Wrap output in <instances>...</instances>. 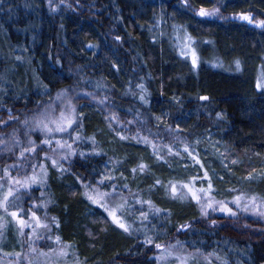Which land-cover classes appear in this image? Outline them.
<instances>
[{
  "label": "trees",
  "instance_id": "trees-1",
  "mask_svg": "<svg viewBox=\"0 0 264 264\" xmlns=\"http://www.w3.org/2000/svg\"><path fill=\"white\" fill-rule=\"evenodd\" d=\"M201 7L219 8L225 18L202 19L196 14ZM241 14H250L254 22L240 19ZM260 20L264 0H0V134L9 127L20 134L63 92H91L107 102L103 110L77 96L81 126L74 124L76 130L68 133L72 142L77 133L81 136L73 142L76 155L63 165L67 171L46 166V183L31 187L30 201L46 204L41 217L49 228L40 249H66L58 264H155L151 248L176 237L189 251L215 255L226 264H264V236L202 220L191 196L182 197L178 186L173 197L166 187L169 181H188L171 180L166 170L194 161L184 152L185 143L199 157V143L209 137L226 144L240 176L264 164V89L257 87L258 80L264 82ZM10 120L7 129L1 128ZM143 137L163 159L157 160L150 144L137 142ZM33 157L40 172V157ZM140 163L148 168L134 178L131 170ZM109 165L116 179L98 185ZM157 179L163 186L153 187ZM82 184L107 192L115 184L114 197L129 195L122 216L131 231L112 221L105 228L93 224L100 209L85 197ZM195 184L203 187L198 180ZM233 188L232 195L242 193ZM246 189L250 196L262 195L260 186ZM138 199L161 211L151 212ZM141 210L148 213L143 222ZM149 237L153 244L145 242Z\"/></svg>",
  "mask_w": 264,
  "mask_h": 264
},
{
  "label": "rangeland",
  "instance_id": "rangeland-1",
  "mask_svg": "<svg viewBox=\"0 0 264 264\" xmlns=\"http://www.w3.org/2000/svg\"><path fill=\"white\" fill-rule=\"evenodd\" d=\"M212 9L213 8L206 10L210 11ZM199 17L206 20H222L225 18L220 13V11L215 15ZM65 94L66 95H64L61 99H57V95L50 103L45 105L44 108L33 117L34 119H31V122L20 130V134H17V132L13 131L11 127L7 129L9 126L8 123L12 122V120L1 124V128H6L7 130L6 133L0 134V185H3V188L0 189V192L6 191L9 186L8 177L5 176V169H7L9 175L14 178H22L25 175L30 176L33 173V165H35V158L33 155L40 157L39 163L36 165H40V162H42V164L45 166L51 167L52 161L50 159H46V155L57 159L59 163L64 166H67L70 163V156H68L67 159H62V157L67 153V149H60L56 145V140H66L68 143L72 144L73 148V142L68 140L70 139L68 137L69 132H54L51 134H45L40 128L35 126V121L37 119L45 117L49 119L58 118L61 110L64 109L69 100L71 101L72 105L77 107V96H81V94L82 96L89 98V100L92 103H95L98 108H102L103 110L107 109L106 100L97 94L91 92H71ZM101 100L103 103H100ZM110 116L112 117L113 115ZM113 120H115L119 125H123L116 119ZM70 130L71 129H69V131ZM33 136L38 137V140H35L36 152L38 150L41 152V154H35L36 152L33 154V152L25 151L24 155L21 156V152L24 151V149L32 146L29 144V141L31 140L34 142V139L32 138ZM176 137L177 135L173 134V138L177 139ZM45 138L51 139L52 143L50 146L42 143ZM199 146L200 154L197 159L200 161V164H197L195 161H181L179 165H176L173 168H167L166 170H168L171 180H189L194 176L202 177L204 171L207 170L214 186V191L212 193L214 199L227 203L228 207H230L233 212L236 213V215L233 216L218 209L215 211L212 209H207V215L205 216L201 214L200 205H198L201 219L221 221L223 224L233 226L238 230H243L244 233L247 235H253V237L264 236V216H261L257 210L251 207H249L248 210H244V204L247 203L252 197L248 195V189L246 188H255L256 186H260L262 195L260 197H256L257 203H260L261 200H264V164L261 165L259 169L255 170L253 173L254 178L252 180H246L244 177L249 172L247 171L244 176L237 174V170H234L235 164H232V161H237V159L234 158V156L230 153L229 148L221 140H218L214 137H209V139L199 143ZM52 149H56L55 152H53ZM201 164L204 166L203 169L200 167ZM224 165H227L228 167L226 168ZM105 170V174L112 173L111 165H109V169L106 167ZM35 171L39 173L36 167ZM250 172H252V170ZM220 177H223V180H221ZM198 181L201 185H203L204 188L207 187V181L199 179ZM233 187H238L242 190V193L238 194L244 196V200L241 201L240 207H237L234 203H231L235 194L232 195L231 193L233 191L229 192L228 189H232ZM35 189L40 188L36 186ZM186 191L187 190L185 189L184 192ZM18 194L21 196V199L17 201L20 207L25 211L31 208L36 212L37 216L39 215L41 221L44 223V218H42L41 215L44 213L43 208L46 206V204H38L30 201L32 200L33 196L31 188H21ZM121 196L126 200L130 199L129 195H119L115 196L114 198L118 201ZM185 196L188 197L190 195ZM41 199L43 200L44 197H41ZM108 202L109 204H112L113 197H110ZM34 205L35 207H33ZM93 205L100 209L98 213L100 214V217L95 218V215H93L92 223L105 228L106 225L111 223V218L108 217L107 213L104 212V210L98 205ZM10 210L15 211L16 209L13 208ZM91 214H94L93 209H91ZM21 215H23V213H21ZM0 216L3 217V220L0 221V224H3V227L0 228V264H58L60 262L61 258L59 257V251L52 253L46 248L44 250L40 249L41 244H44L43 241H47V239L44 237V228L37 230L40 237L39 239H37L35 235L32 236V243L30 245L27 235L31 233L30 228H24L23 232L25 234L22 235L16 221L12 220L10 216L4 214L2 210H0ZM24 219L27 220L28 217L24 216ZM177 241H179V244H177ZM161 245L167 248L168 251H171L172 255L169 256L167 255V252H163L162 249H157L155 246H153L151 249L154 252L153 255L155 257V264H178V261L176 260L177 256H187L189 258L188 264H226L223 262V260L219 259L215 255L189 251L176 237L165 243H162ZM32 248L36 249L35 253L32 252ZM41 252L46 253V255H40ZM162 255L165 257V259L159 260L158 257Z\"/></svg>",
  "mask_w": 264,
  "mask_h": 264
},
{
  "label": "snow or ice",
  "instance_id": "snow-or-ice-1",
  "mask_svg": "<svg viewBox=\"0 0 264 264\" xmlns=\"http://www.w3.org/2000/svg\"><path fill=\"white\" fill-rule=\"evenodd\" d=\"M185 3L187 4V0H185ZM219 8H213L212 10H206L205 8L201 7L196 14L201 16V17H205V16H211V15H215L217 13H219ZM240 19H243L245 21H248L249 23H253V18L251 17L250 14H241ZM257 26L258 27H264V20H260L257 21ZM117 39H119V37H117ZM190 39V37H189ZM88 47H93V45L89 44ZM19 59V58H18ZM192 65L193 68H195L197 66V55L195 53V50H192ZM235 63V68L237 71L241 70V63L239 60L234 61ZM115 67V66H114ZM114 87V86H113ZM138 87L141 90V93H144L146 90L144 88L143 84H139ZM257 87L258 88H262L264 89V82H261L258 80L257 82ZM64 95H66L65 93H60L57 96V99H61ZM90 95V94H89ZM140 99L142 101H144L145 103L147 102L146 100V96L145 95H141ZM200 100L202 101H207L209 99V97L207 96H200L199 97ZM100 103H103V101L101 100ZM82 113H78L76 110V107L74 105H72L71 101L69 100L68 103L65 105L64 109L61 110L60 115L58 118L56 119H49L47 117L45 118H41V119H37L35 121V126L40 128L42 132H44L45 134H51V133H68L69 129H73V125L75 124L78 127L81 126L80 124V118L82 117ZM218 118H223L222 114L217 113ZM10 119H12V117H9ZM112 119H117L114 115L111 117ZM105 119H109V117H105ZM160 118L157 117V120H159ZM25 123L27 124V121H25ZM109 127L111 128V124H109ZM76 130V129H73ZM182 131L181 129L177 128V132ZM70 135V133H69ZM117 135L119 136V138L121 140H126L128 139V137L122 135L121 133L117 132ZM81 136L79 135V133H77V135L75 136L73 142L80 140ZM92 140L93 145L95 146L96 144V140L94 137L90 138ZM144 142L146 144H150L151 147L153 148V155L156 156L157 160H161L163 159L162 156L159 155V152L157 150V146L152 143L151 141H149L147 139V137H143V138H139L137 140V142ZM43 144L45 145H51L52 141L50 138H45L42 141ZM197 143H199V141H197ZM29 144L32 145L29 148L24 149V151L21 152V156L24 155V152H36V146H35V142L33 141H29ZM56 145L58 148L60 149H67V153L65 154V156L62 157V159H67L68 156H73L76 155V151L72 148V144L68 143L66 140L62 141V140H56ZM56 149H52L53 152H55ZM184 152L188 154L189 157H191L197 164H200V161L197 159V154L194 153V150L192 149V146L190 144L185 143L184 145ZM94 151H95V147H94ZM168 153L171 155L173 154V150L171 147L168 148ZM98 154V153H97ZM81 156L84 155V153H80ZM175 155H179V153H175ZM46 159H50L52 161V167L56 168L58 171L60 172H64L67 171V169H65L63 167V165H61L59 163V161L57 159L52 158L51 156H47L46 155ZM238 161L233 160L232 164H237ZM35 165H33V173L29 176V175H25L22 178H14L11 177L7 171V169H5V176L8 177V181H9V186L7 188L6 191H2L0 192V210L3 211L4 214H6L7 216H10L12 218V220L16 221L19 227V230L21 232L22 235H24L25 233L23 232L24 228H30L31 229V233L27 234L28 235V242L31 245L32 243V236H36L37 239H39V234L37 232L38 229L40 228H44V229H48L49 225L47 223H43L40 219L39 216H37L36 212L33 211L31 208L28 209L27 211H25L23 208L20 207V205L17 203V201H19L21 199V196L18 194L19 190L21 188L23 189H30L33 185L39 184L41 186H43L46 183V178L48 175L47 172V168L44 164H40V172L37 173L35 171ZM200 167L203 169V164L200 165ZM224 167H228L227 165H224ZM148 168V166L144 163H140L138 164L135 168H133L131 171L133 173V177L135 178V173L137 171L139 172H144L146 169ZM255 172V169L252 170V172H249L244 179L246 180H252L254 178L253 173ZM122 178L123 177V173L121 174ZM114 179H116L111 173H106L104 175H102L101 179L99 181H97L98 185H105V182H111ZM203 180V181H207V187H199L197 188L195 186V182L196 180ZM221 180H223V177H220ZM156 185H162V182L157 179L155 181V184L153 185V187H155ZM82 186L85 188V197L92 203L95 205H98L100 208H102L104 210V212L107 213L108 217L111 218L112 223H114L117 227H119L120 229H122L124 232H130L131 231V225L128 224L122 216V213H124L126 206H127V200L125 198H123L122 196L120 197V199L117 201L114 198V193H115V188L116 185L115 184H111V187L113 188V192H107V191H101L99 187H95V186H91L88 184H82ZM107 186V185H105ZM179 186L181 192H182V197L184 195H190L191 199H193L194 201H196V203L198 205H200V209H201V214L202 215H207V209H212L213 211L215 210H220L222 212H226L230 215L235 216L236 213L233 212V210L228 207L227 203H225L224 201H217L214 199L212 193L214 191V186L212 183V179L209 176V173L207 170L204 171L203 176H194L191 177L187 182H173V181H169L168 185L166 186L167 189H170L173 197H175V194L177 192V187ZM124 187H127V184L124 185ZM3 188V185H0V189ZM187 190L186 192H184V190ZM229 192L232 191H236L234 188L232 189H228ZM110 197H113V203L109 204L108 200ZM244 200V196L243 195H236L233 197V200L231 201V203H234L237 207L241 206V201ZM137 203H139L142 207L143 205L147 204L149 207V210L151 212L154 213H159L161 211V209L159 208H155L154 205L152 204V202L149 201H145V200H141L138 199L136 201ZM35 207V205L33 206ZM251 207L255 210H257L259 212V214L261 216H264V200H261L260 203H257V198L255 196H252L247 203L244 204V210H248V208ZM15 208V211H11L10 209ZM21 213H23V215H21ZM24 216H27L28 219L25 220ZM140 219L141 221H146L148 219V213L144 212L143 210L140 211ZM3 220V217L0 216V221ZM53 222H56V218L53 217L52 218ZM58 223H57V227H58ZM3 227V224H0V228ZM185 227V225H181V228ZM57 243L60 242V237L56 238ZM147 244H153L154 241L151 237H149L146 241ZM177 244H179V241H177ZM155 247L157 249H162L163 252H167V255L171 256L172 252L168 251L167 248H165L163 245L159 244V243H155ZM174 247V246H173ZM33 253L36 252L35 248L31 249ZM19 255V254H17ZM40 255H46V253L41 252ZM60 255H67V251L66 249H61L60 251ZM159 260H163L165 259V257L162 255L160 257H158ZM188 257L184 256V257H180L177 256L176 260L178 261V264H188Z\"/></svg>",
  "mask_w": 264,
  "mask_h": 264
}]
</instances>
